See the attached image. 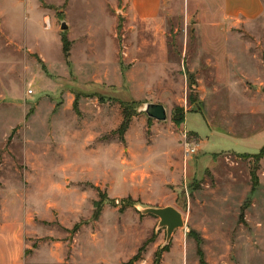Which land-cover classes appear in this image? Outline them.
Masks as SVG:
<instances>
[{
	"label": "rangeland",
	"instance_id": "374dc122",
	"mask_svg": "<svg viewBox=\"0 0 264 264\" xmlns=\"http://www.w3.org/2000/svg\"><path fill=\"white\" fill-rule=\"evenodd\" d=\"M258 1H1L0 236L22 264H154L167 230L140 210L167 207L186 227L162 264H264Z\"/></svg>",
	"mask_w": 264,
	"mask_h": 264
},
{
	"label": "water",
	"instance_id": "95a60500",
	"mask_svg": "<svg viewBox=\"0 0 264 264\" xmlns=\"http://www.w3.org/2000/svg\"><path fill=\"white\" fill-rule=\"evenodd\" d=\"M62 30L68 31L69 26L66 22L62 23ZM148 118L161 123L167 122L169 118L168 110L161 104H147L142 110ZM144 216H152L160 220L159 228L167 230L168 247L178 230L185 229L186 224L183 215L174 207L167 208H146L140 210Z\"/></svg>",
	"mask_w": 264,
	"mask_h": 264
},
{
	"label": "crops",
	"instance_id": "0c3cea01",
	"mask_svg": "<svg viewBox=\"0 0 264 264\" xmlns=\"http://www.w3.org/2000/svg\"><path fill=\"white\" fill-rule=\"evenodd\" d=\"M11 2L14 6L17 5V3L21 0H0ZM135 4H139V7L144 14L147 15V13H153L154 11H157L161 6L162 0H133ZM244 0H241L240 4H243ZM251 3L249 4V7L245 10L244 8H239L238 11L240 14H244L246 12H249L251 14H255L260 10V4L258 0H250ZM15 11V10H14ZM1 235V233H0ZM16 234L8 235L1 238L0 236V264H22V262L19 261L18 258V252L16 249Z\"/></svg>",
	"mask_w": 264,
	"mask_h": 264
},
{
	"label": "trees",
	"instance_id": "16d2710c",
	"mask_svg": "<svg viewBox=\"0 0 264 264\" xmlns=\"http://www.w3.org/2000/svg\"><path fill=\"white\" fill-rule=\"evenodd\" d=\"M123 132L124 133H126L127 132V130L129 129V124H124L123 125ZM256 157H258V158H261V159H264V148H263V150H262V152L259 154V155H257ZM79 229H80V226H76V228H75V232H78L79 231ZM169 248H170V246H168V247H164L158 254H157V256H156V260H155V263L154 264H162V254L163 253H165V252H168L169 251ZM144 251V248H142L141 250H140V252L133 258V259H131L129 262H127V263H125V264H137L138 262H140L141 260H142V252ZM204 264V263H203Z\"/></svg>",
	"mask_w": 264,
	"mask_h": 264
},
{
	"label": "built area",
	"instance_id": "2783aa9c",
	"mask_svg": "<svg viewBox=\"0 0 264 264\" xmlns=\"http://www.w3.org/2000/svg\"><path fill=\"white\" fill-rule=\"evenodd\" d=\"M30 94H32V92H30ZM190 153H193V152H191V150H190Z\"/></svg>",
	"mask_w": 264,
	"mask_h": 264
}]
</instances>
